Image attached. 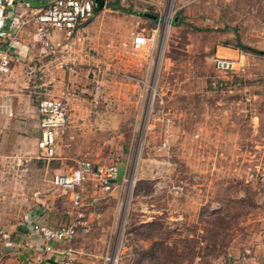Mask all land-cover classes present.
I'll use <instances>...</instances> for the list:
<instances>
[{
  "label": "rangeland",
  "instance_id": "374dc122",
  "mask_svg": "<svg viewBox=\"0 0 264 264\" xmlns=\"http://www.w3.org/2000/svg\"><path fill=\"white\" fill-rule=\"evenodd\" d=\"M115 1L132 13L109 7ZM138 33L153 38L149 53L132 48ZM57 34L65 40L49 31ZM80 34L62 59L87 78L99 74L103 86L86 85L85 102L72 103L82 127L75 147L86 137L83 153L117 163L119 174L110 192L84 194L89 228L79 227L76 261L264 264V0H106ZM230 53L244 55V72L215 71L214 57ZM39 71L24 66L25 82L8 74L0 83L36 104ZM18 113L7 126L24 135ZM77 158L63 169L40 160L39 177L24 160L0 164V239H15L31 213L53 227L70 221L69 195L46 163L67 172Z\"/></svg>",
  "mask_w": 264,
  "mask_h": 264
},
{
  "label": "built area",
  "instance_id": "2783aa9c",
  "mask_svg": "<svg viewBox=\"0 0 264 264\" xmlns=\"http://www.w3.org/2000/svg\"><path fill=\"white\" fill-rule=\"evenodd\" d=\"M43 1L41 5H34L32 0H0V43L11 38L13 31L22 27L34 25L35 35L38 41L48 47L50 53L57 51L48 41L49 31L57 30L64 35L66 42H71L84 26L95 15L94 0H37ZM131 0H119L126 5ZM153 38L144 34L132 36L133 49L153 46ZM10 49L0 51V73H6L11 63ZM244 55L237 54L235 58L214 57L213 67L215 71L223 74H239L245 71ZM59 66L75 71V66L68 65L64 60L59 61ZM144 87H149L144 77L136 80ZM102 84L94 83V91H99ZM38 130L37 143L39 158L51 160L56 153L57 136L62 133L69 124V105L66 95L57 98L47 97L38 103ZM117 163H104L102 160L90 161L87 157L76 162L75 168L58 173L53 177L52 183L58 189L70 193L72 215L67 224L51 227L34 219L32 230L41 242L44 253L57 256L60 264H87L76 261L74 241L77 238L79 227L88 230L86 221H83L81 212L84 206V194L87 191L99 190L110 192L118 178ZM32 264V263H26ZM36 264H43L41 262Z\"/></svg>",
  "mask_w": 264,
  "mask_h": 264
},
{
  "label": "crops",
  "instance_id": "0c3cea01",
  "mask_svg": "<svg viewBox=\"0 0 264 264\" xmlns=\"http://www.w3.org/2000/svg\"><path fill=\"white\" fill-rule=\"evenodd\" d=\"M33 1L35 5H39L43 2L37 0ZM81 31L75 38L81 35ZM48 41L51 46L56 49L57 52L55 54L50 53L48 47L38 41V38L35 35L34 25L28 24L18 31H13L11 38L0 43V51L9 48L12 55L8 71L6 73H0V76L14 74V77H20L25 82L26 78L24 77L23 72L24 66L33 67L38 71H41V73L37 74L38 80H34L38 81L35 87L36 93L39 94L36 104H33V99L29 96L26 97L25 95L22 97L18 92L11 91L10 88L6 86V83H0V164L1 166H7V164L11 166L19 165L20 162L24 160L23 158H19L21 153H30V156L26 157L27 159L24 160L25 163L23 165L25 167L29 166L30 177H39L40 160L43 161V164L41 165H45V160L39 158V151L37 147L39 139V130L37 126L38 119L40 117L37 107L38 103L47 97L57 98L58 96L60 97L65 94L69 105V124L68 127L57 136L56 153L53 158L58 161L57 164L59 167L63 169L66 164L69 163L68 161L76 157H78L76 162L78 159H83L86 156L90 159V161H97L92 160L89 153H83L89 148L88 142L84 141L86 137L82 139L81 146L75 147L76 143H79L78 141L82 138L80 137L82 136V127H76L77 125L73 124V117L75 116V113H72V103L78 102L77 99L85 102V96L83 95V97L80 94H82L83 91L86 93L89 92L88 88L83 89L86 85L94 84L97 81L103 86L102 76L98 74L97 77L95 76L96 78L94 76L93 78H87L86 73H83L81 70L79 71L80 68L78 70L75 68V71H70L68 68L60 67L58 63L60 60H63L62 57L64 58V56L61 55L63 52H67L69 50L67 47L70 43L63 40L61 34H57L55 36L49 35ZM141 50L149 53V49L147 47H143ZM230 54L231 55H223L220 57L228 56V58H232L234 55L233 53ZM48 55L54 57L53 62H55V66L59 69L54 70L51 66V63L53 62H47L45 60V57ZM58 55L61 59H58ZM215 57H217V55ZM67 64L72 65L73 63ZM79 86L81 88H79ZM78 89L80 90L79 92L77 91ZM25 97L28 99H25ZM7 103L15 105V109L12 110V113H8V111L4 110L8 107ZM16 109L19 111L18 114H21V118H23L22 121H20L19 126L20 131L23 132L24 135L15 131L18 126H7L10 118L16 114ZM46 161L49 162L50 160ZM48 162L46 163L47 177H49V171L52 174L51 177H54L58 173H63L60 171L61 169L52 167L49 168ZM75 166H73V168H75ZM22 171L23 170L20 171V175L23 176L24 174ZM67 193L69 195L68 200L70 203V193ZM24 198L25 195L22 197V200ZM46 210V214L47 212L49 215L53 214L52 207L48 206L46 207ZM28 215L29 216H26L19 223L16 233L17 237H15V239H10V237L7 236H3L2 239H0V264H36L39 262L43 264H60V260L57 256L43 252L41 242L32 230V223L34 219L40 221L41 223L44 222L36 217H33L32 213ZM39 215L43 220L46 217L44 214L41 215L39 213ZM44 224L48 225L47 223ZM48 226L51 225L49 224ZM80 262L82 261L80 260Z\"/></svg>",
  "mask_w": 264,
  "mask_h": 264
},
{
  "label": "water",
  "instance_id": "95a60500",
  "mask_svg": "<svg viewBox=\"0 0 264 264\" xmlns=\"http://www.w3.org/2000/svg\"><path fill=\"white\" fill-rule=\"evenodd\" d=\"M95 2V8H96V11H101L103 10L105 7H106V0H94ZM130 13H132V10H129ZM143 16L145 17H152V18H155L153 15H149L147 13H142Z\"/></svg>",
  "mask_w": 264,
  "mask_h": 264
},
{
  "label": "trees",
  "instance_id": "16d2710c",
  "mask_svg": "<svg viewBox=\"0 0 264 264\" xmlns=\"http://www.w3.org/2000/svg\"><path fill=\"white\" fill-rule=\"evenodd\" d=\"M32 2H33V4H34V1L32 0ZM42 3H40L39 5H41ZM35 5V4H34ZM36 6H38V5H36ZM109 7H114L115 9L114 10H120V11H122V12H129V10H124V9H122L120 6H119V4H117V2L115 1L114 3H111L110 4V6Z\"/></svg>",
  "mask_w": 264,
  "mask_h": 264
}]
</instances>
